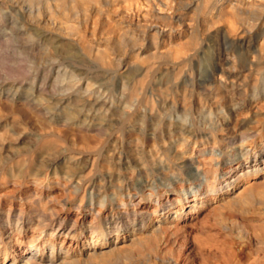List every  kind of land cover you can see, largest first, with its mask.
<instances>
[{
    "label": "rangeland",
    "instance_id": "obj_1",
    "mask_svg": "<svg viewBox=\"0 0 264 264\" xmlns=\"http://www.w3.org/2000/svg\"><path fill=\"white\" fill-rule=\"evenodd\" d=\"M122 1L115 0L103 6L104 17L92 10L89 12L88 7L89 17L80 9V13L76 10L77 14L71 10L58 13V8L50 9V13L44 8L46 5L55 8L49 0L35 1L34 6L41 10V26L51 36L49 41L53 44L42 43L36 48L26 41L31 36L27 31V14L16 10L10 13L12 11L0 7L3 17H0V173H3L0 174V222H4L9 213L8 222L15 226L18 214L24 221L34 218L32 211L42 207L48 216L66 218L69 225L75 222L76 230L101 218L106 223L116 222L114 225L122 229L120 237L130 233L132 223L135 232L141 231L142 235L138 234L140 245L125 248L127 252L97 255L94 264H181L184 250L186 254L189 252L187 255L194 256L198 264H204L207 260L200 251L205 250L210 240L223 245V258L214 261L215 264L245 261L264 243V195H260L264 193V54H259L260 45L264 44V11L261 20L253 22V26L252 15L244 7L240 9L242 14L228 9L224 17L217 19L214 14L208 18L201 14L203 0H167L170 8L167 6L159 11L157 6L132 8L129 6L132 2H127L130 0L124 4ZM240 2L244 3V0ZM44 11L53 19L46 22L48 15ZM7 14L15 23L9 22ZM91 19L98 23L94 24ZM11 26H22L26 30L12 33ZM72 27L76 32L70 31ZM63 29L72 34L78 32L83 37L81 39L78 33L71 37ZM132 34L141 37L135 42L137 44L129 41ZM76 36L82 40L80 44L76 43ZM98 52H106L107 61H110L98 62L95 58ZM246 54L249 58L260 55L261 74L242 72V55ZM225 56L238 59L233 79L219 72L220 68L227 67L223 63ZM220 62L222 65L218 64ZM214 66L218 67L217 72ZM67 81H71V87ZM182 122L191 124L194 136L180 134L178 128ZM244 138L245 142L240 141ZM72 155L82 160L74 169H65L63 160ZM187 160L191 167L185 166ZM31 167L34 171L38 169L36 181L20 177V173ZM69 169L75 172L73 177L64 174ZM254 174L256 176L252 178ZM211 177L216 179L214 186L229 184L228 195L235 194L238 188H252L254 202L245 208H224L219 215L214 209L217 202H221L217 199L206 203L195 224L190 226L197 214H186V217L176 219L175 228L168 221L170 213L173 214L179 203L191 200L194 193L202 194L205 179L209 182ZM79 178L85 185H77L81 189L75 193L74 185ZM92 183L96 188L90 200L88 185ZM82 187L86 195L80 204ZM222 197L225 196L219 198ZM210 204L214 211L209 209ZM21 222L19 220L16 226ZM154 224L162 229H154ZM236 229L248 233V243L237 239ZM65 232L57 233L59 243ZM26 234H29L28 230ZM183 234L187 239L185 247ZM153 235H157V239ZM86 236L88 233L83 232L81 238L86 239ZM114 237L115 234L111 239ZM73 244L66 242L65 247L72 248ZM81 249L84 251L83 247ZM72 250L79 252L78 246ZM129 254L131 257L127 256Z\"/></svg>",
    "mask_w": 264,
    "mask_h": 264
},
{
    "label": "bare ground",
    "instance_id": "obj_2",
    "mask_svg": "<svg viewBox=\"0 0 264 264\" xmlns=\"http://www.w3.org/2000/svg\"><path fill=\"white\" fill-rule=\"evenodd\" d=\"M35 1L37 2V0H0V7L2 8V9H8L9 11H12V12H10V13H13V10H16L18 13H21V14H27V17H28V29H27V31H29V32H31L30 34H31V36H27L29 39H27V37H26V41L29 43L28 45H30V47H35L36 45H38V44H41L42 45V43H45V44H47V45H49V43L51 42V41H49L50 40V37H49V35H47V32L45 31V30H43V26H41V20H40V16H41V14H40V11L41 10H39L38 8H36L34 5H36L35 4ZM126 0H124V2H125ZM170 1V0H169ZM241 1V0H240ZM239 0H203V5H202V9H201V7H200V9L202 10L201 12V14H203V16L204 17H207L208 18V16L211 14H214L215 15V17L214 18H220V17H224V15H226L227 13V10L229 9V10H233V11H236V12H239V14L241 13L240 12V9H241V7H244V8H246V10H247V13H248V11H250L249 13L252 15V17H250L251 18V22H252V24H253V22H257V21H259V20H261L260 18H261V12L262 11H264V0H262L263 2H258L257 0H252V1H249V0H244V3H241ZM44 2H46V1H44ZM44 2H43V4H44ZM48 2V1H47ZM49 2H51L50 3V5L52 4L55 8H50L51 6H49V5H46L44 8L45 9H47V11L48 12H50L51 13V11H50V9L52 10V9H56V8H58L59 10H57L58 11V13H59V11L60 10H71V11H75V13H76V10L78 9V13H80L79 12V9L80 10H82V13H83V15L85 14V13H87V15H88V13L89 12H91V10L93 11V12H95V13H97V14H99L100 16L101 15H103V17H104V14H103V6H106V5H109V3H114L115 2V0H49ZM121 2V1H120ZM123 2V1H122ZM124 2H123V4H124ZM127 2H132L131 4H129V6L130 5H132V8L134 7H139V8H141L140 6H143V5H145V6H154V8H155V6H157V9H158V11L160 10V9H163V8H167V6H169V8H170V6L171 5H169L168 4V2H167V0H130V1H127ZM126 2V3H127ZM171 2V1H170ZM173 2V1H172ZM5 3H7V6L5 7L4 5H5ZM38 4V3H37ZM127 4V5H128ZM172 4V3H171ZM45 5V4H44ZM118 5V4H117ZM90 9L89 10V12H87L88 11V8ZM119 7V6H118ZM149 7V8H150ZM0 8V9H1ZM102 8V9H101ZM114 8V7H113ZM128 8H131V7H128ZM138 8V9H139ZM147 8V7H146ZM152 8V7H151ZM45 9H43V10H45ZM121 9V8H120ZM123 9H125L124 7H123ZM157 9H155V10H157ZM243 9V8H242ZM126 10H128V9H126ZM164 10V9H163ZM163 10H161L162 12H163ZM4 11V10H3ZM55 11V10H54ZM106 11H108V10H106ZM114 11H115V9H114ZM130 11H131V9H130ZM129 11V12H130ZM160 11V12H161ZM232 11V12H233ZM242 11V10H241ZM15 12V11H14ZM45 12V11H44ZM53 12V11H52ZM61 12V11H60ZM231 12V11H230ZM244 12H246V11H244ZM0 13H2V11L0 12ZM42 13H43V11H42ZM46 13V12H45ZM49 13V14H50ZM106 13V12H105ZM112 13V12H111ZM115 13V12H114ZM226 13V14H225ZM246 13V14H247ZM264 13V12H263ZM47 14V13H46ZM49 14H47L48 15V18L47 19H45V20H47L46 22H48L50 19H53L52 17H50V16H52V15H50L49 16ZM61 14H63L64 15V13H61ZM67 14H68V12H67ZM77 14V13H76ZM113 14V13H112ZM122 14V13H121ZM155 14V13H154ZM238 14V13H237ZM242 14V13H241ZM2 15V14H1ZM8 15V14H7ZM13 15V14H12ZM54 15V14H53ZM75 15V14H74ZM80 15V14H79ZM79 15H78V17H79ZM115 15V14H114ZM117 15V14H116ZM120 15V14H119ZM123 15H125V14H123ZM230 15H233V13H230ZM244 15V14H243ZM243 15H241V16H243ZM14 16V15H13ZM43 16V15H42ZM234 16H236L237 17V15H236V13L234 14ZM240 15H238V17H239ZM0 17H2V16H0ZM15 17H16V15H15ZM45 17V16H44ZM43 17V18H44ZM61 17H64V16H61ZM82 17V16H81ZM88 17H89V15H88ZM93 17H94V15H93ZM108 17H110V16H108ZM146 17V16H145ZM144 17V18H145ZM211 17V16H210ZM3 18V17H2ZM7 18V17H6ZM42 18V17H41ZM55 18V17H54ZM84 18V17H83ZM113 18V17H112ZM157 18V17H156ZM175 18V17H174ZM243 18V17H242ZM20 19V18H19ZM63 19V18H62ZM79 19V18H78ZM95 19V18H94ZM105 19L107 20V15H105ZM110 19V18H109ZM203 19H205V18H203ZM2 20V19H1ZM0 20V21H1ZM8 20H9V22L10 23H12V22H14L15 23V20H14V18L13 17H11L10 15H8ZM24 20V19H23ZM83 20V19H82ZM92 21H95V20H93V19H91ZM106 20H104V22L106 21ZM164 21H165V19H163ZM167 20V19H166ZM170 20V19H169ZM63 21V20H62ZM80 21H81V19H80ZM90 21V20H89ZM88 21V22H89ZM109 21V20H108ZM168 21V20H167ZM207 21V20H206ZM244 21H247V19L246 20H244ZM263 21V20H262ZM262 21H261V23H262ZM8 22V23H9ZM45 22V21H44ZM52 22H54V21H52ZM59 22V21H58ZM83 22H84V20H83ZM112 22V21H111ZM209 22H210V20H209ZM208 22V23H209ZM250 22V23H251ZM2 23V22H1ZM81 23V22H80ZM87 23V22H86ZM92 23V22H91ZM96 23H98L97 21H95V23L94 24H96ZM101 23V22H100ZM106 23V22H105ZM104 23V24H105ZM108 23H110V22H108ZM248 23V22H247ZM260 23V24H261ZM26 24V23H25ZM46 26H47V24L46 23H44ZM49 24V23H48ZM54 24H56V23H53V25ZM102 25H103V23H101ZM157 24V23H156ZM169 24V23H168ZM263 24V23H262ZM21 25H22V23H21ZM43 25V24H42ZM58 25V24H57ZM80 25V24H79ZM79 25H77V27L79 26ZM89 25V24H88ZM98 25V27L100 28L101 26H99V24H97ZM96 25V26H97ZM250 24H248V26H249ZM255 24H253V26H254ZM258 25V24H257ZM23 26H24V24H23ZM49 26V25H48ZM51 26V25H50ZM49 26V27H50ZM62 26H63V24H62ZM92 26H93V24H92ZM92 26H91V28H92ZM95 26V27H96ZM163 26V25H162ZM243 26H244V24H243ZM248 26H246V27H248ZM53 27H55V26H53ZM71 27V26H70ZM82 27V26H81ZM165 27H167V26H165ZM46 28V27H45ZM57 28V27H56ZM64 28H65V26H64ZM74 28L75 27H72V28H69L70 29V31H73V32H76V31H74ZM90 28V27H89ZM90 28V29H91ZM156 28V27H155ZM159 28H160V25H159ZM158 28V29H159ZM251 26H250V30H251ZM2 29V28H1ZM4 29V28H3ZM11 30V32L12 33H16V34H19L21 31H24V30H26V28L24 27H12L11 26V28H10ZM49 29V28H48ZM52 28H50V30H51ZM60 29V28H59ZM77 29H79V27L77 28ZM90 29H88V31L90 30ZM163 29V28H162ZM9 30V29H8ZM53 30V29H52ZM65 30H68V29H66L65 28ZM76 30V29H75ZM93 30V29H92ZM97 30H99V29H97ZM246 30V29H245ZM245 30H244V32H245ZM4 31V30H3ZM58 31V30H57ZM56 31V33L58 34V32ZM60 31V30H59ZM63 31H64V29H63ZM78 31V30H77ZM243 31V30H242ZM50 32H54V31H50ZM65 33H66V35H67V33H69V31L67 32V31H64ZM91 32H94V31H91ZM91 32H88V34L90 33V35L92 34ZM108 32H110L109 30H108ZM3 33V32H2ZM63 33V32H62ZM78 33V32H77ZM77 33H73L72 34V32L71 33H69V35L72 37V36H74L75 34H77ZM126 33V32H125ZM131 33V32H130ZM130 33H128L127 35H129ZM134 33V32H133ZM136 33H138V32H136ZM142 33H143V31H142ZM243 33V32H242ZM11 34V33H10ZM28 34V33H27ZM56 34V35H57ZM79 34V33H78ZM101 34V33H100ZM139 34H141V33H139ZM147 34V33H146ZM4 35V34H3ZM11 35H13V34H11ZM24 35H26V34H24ZM61 35H63V34H61ZM82 35H84V34H82ZM89 35V36H90ZM94 35V34H93ZM15 36V35H14ZM17 36V35H16ZM53 36V35H52ZM60 36V35H59ZM63 36H65V34L63 35ZM70 36H67V37H70ZM79 36H80V34H79ZM124 36H126L125 34H124ZM12 37V36H11ZM53 37H57V36H53ZM62 37V36H61ZM81 37V36H80ZM80 37H77L76 36V43L78 44H80V42L79 41H82V40H80ZM83 37V36H82ZM82 37H81V39H82ZM85 37H87V36H85ZM91 37H92V35H91ZM120 37H123V36H121L120 35ZM13 38V37H12ZM16 38V37H15ZM54 38V39H55ZM94 38V37H93ZM124 38V37H123ZM139 38L141 39V37H139L138 35L137 36H134L133 34L131 35V36H129L128 37V39H129V41H133L134 42V44H137V43H135L136 41H138L139 40ZM6 39V38H5ZM84 40H86V38H83ZM95 39V38H94ZM118 39V38H117ZM145 39V38H144ZM8 40V39H7ZM25 40V39H24ZM61 40V39H60ZM71 40V39H70ZM75 40H72V41H75ZM106 40H108V39H106ZM114 40V39H113ZM124 40H126L125 38H124ZM151 40H153L154 41V38H152ZM155 40H156V37H155ZM5 41V40H4ZM14 41H16L15 39H14ZM58 41V40H57ZM66 41H68V40H66ZM87 41V40H86ZM120 41H122V40H120ZM140 41V40H139ZM142 41V40H141ZM10 42V41H9ZM13 42V41H12ZM55 42V41H54ZM53 42V43H54ZM59 42V41H58ZM85 42V41H84ZM14 43V42H13ZM61 43V42H60ZM71 43V42H70ZM87 43H88V41H87ZM52 43H50V45H51ZM56 44V43H55ZM61 44H63V43H61ZM69 44V43H68ZM86 44V43H85ZM25 45V44H24ZM53 45V44H52ZM55 46V45H54ZM57 46V45H56ZM76 46V45H75ZM79 46V45H78ZM245 46V45H244ZM248 46V45H247ZM258 47H259V45H257ZM42 47V46H41ZM40 47V48H41ZM53 47V46H52ZM88 47V46H87ZM238 47V46H237ZM254 47V46H253ZM257 47V48H258ZM22 48H26V47H22ZM36 48V47H35ZM57 48V47H56ZM241 48H242V46H241ZM30 49V48H29ZM48 49V48H47ZM54 49V48H53ZM246 49V48H245ZM256 49V48H255ZM259 49V48H258ZM55 50V49H54ZM84 50V49H83ZM103 51V50H102ZM243 51V50H242ZM245 51V50H244ZM243 51V52H244ZM252 51V50H251ZM257 51V50H256ZM255 51V52H256ZM29 52V51H28ZM30 52H31V50H30ZM33 52V51H32ZM36 52L37 51H35V54H36ZM84 52V51H83ZM90 52V51H89ZM89 52H88V54H89ZM25 53V52H24ZM85 53V52H84ZM247 53H249L248 52V50H247ZM254 53V52H253ZM257 53V52H256ZM26 54V53H25ZM28 54V53H27ZM31 54H33V53H31ZM107 53L106 52H98L97 54H96V56H95V58H96V60L98 61V62H100V63H106V62H108V61H110V60H108L107 61V55H106ZM258 54V53H257ZM259 54H264V44H261L260 45V50H259ZM36 55H39V53L38 54H36ZM42 55V54H41ZM91 55V54H90ZM89 55V56H90ZM88 56V55H87ZM136 56H138V55H136ZM250 56H251V54H250ZM91 57V56H90ZM260 55L259 56H257V55H252L250 58H249V56H247V54L246 55H242V60H241V62H243V66L241 67L242 68V72H249V73H254V75H255V73L256 74H258L259 72H260V70H261V68H263V67H260L261 65L259 64V62H260ZM264 57V56H263ZM109 58V57H108ZM224 58V57H223ZM236 58L235 57H226L225 56V58L223 59L224 60V64L227 66V67H225V68H220V74L222 75H224L226 78H229V77H231L232 76V73L235 71V68L237 67H235V65H236V61L238 60H235ZM45 60V59H44ZM92 60H94V59H92ZM264 60V59H263ZM113 61V60H112ZM44 62H46V61H44ZM43 62V63H44ZM86 62H87V60H86ZM88 62H90V61H88ZM262 63V62H261ZM219 65L221 64L222 65V62H220V63H218ZM59 65V64H58ZM105 65V64H104ZM108 65V64H107ZM216 65V64H215ZM260 65V66H259ZM61 66V65H60ZM239 67V66H238ZM46 68H47V66H46ZM49 69V68H48ZM52 69V68H51ZM67 69V68H66ZM237 69V68H236ZM50 70V69H49ZM219 69H218V67H215L214 66V71H218ZM241 70V69H240ZM45 71V70H44ZM52 71V70H51ZM57 71V70H56ZM59 71V70H58ZM65 71V70H64ZM87 71V70H86ZM102 71V70H101ZM100 71V72H101ZM239 71V70H238ZM262 71H263V69H262ZM72 71H70V74L72 75V73H71ZM99 72V74L101 75V73ZM218 72V73H219ZM236 72V71H235ZM241 72V73H242ZM58 73V72H57ZM74 73V72H73ZM105 73V72H104ZM51 74V73H50ZM49 74V75H50ZM59 74V73H58ZM214 74V73H213ZM239 74V73H238ZM259 74H261V73H259ZM49 75H46V76H49ZM70 75V76H71ZM88 75V74H87ZM91 75V74H90ZM89 75V76H90ZM104 75V74H103ZM102 75V76H103ZM108 75V74H107ZM250 75V74H249ZM253 75V74H252ZM253 75V76H254ZM63 76V75H62ZM69 75H68V77H70ZM73 76V75H72ZM75 76H77V75H75ZM75 76H74V78H75ZM209 76V75H208ZM243 76V75H242ZM246 76V75H245ZM244 76V78L243 79H245L246 80V77ZM58 77V76H57ZM66 77V76H65ZM67 77V79H71V78H68ZM87 77V76H86ZM97 77H99V76H97ZM221 77V76H220ZM224 77V79H226ZM235 77V76H234ZM255 77V76H254ZM253 77V78H254ZM90 78V77H89ZM92 78V77H91ZM252 78V77H251ZM256 78H257V76H256ZM256 78H254V80L256 79ZM262 78V77H261ZM56 79V78H55ZM220 79V78H219ZM232 79H233V76H232ZM260 79V78H259ZM58 80L59 79H57V83L59 84V82H58ZM90 80V79H89ZM92 80V79H91ZM222 80V79H221ZM238 80V79H237ZM239 80H242V79H239ZM251 80V79H250ZM76 81V80H75ZM75 81H73V82H75ZM95 81H96V79H95ZM252 82H253V80H251ZM260 81V80H259ZM50 82V81H49ZM62 82V81H61ZM68 82V81H67ZM70 82V83H69ZM68 83V85L70 86V84H71V81H69ZM97 82H98V79H97ZM237 82V81H236ZM235 82V83H236ZM246 82V81H245ZM55 83V82H54ZM56 83V84H57ZM84 83V82H83ZM92 81H91V86H92ZM238 84H240L239 82H237ZM242 83V82H241ZM244 83V82H243ZM263 84H264V82H262ZM61 84V83H60ZM95 84H96V82H95ZM238 84L236 85V86H238ZM250 84V83H249ZM253 84H256V83H254L253 82ZM260 84H261V81H260ZM75 85V84H74ZM73 85V86H74ZM87 85V84H86ZM229 85H231V84H229ZM53 85H51V87H52ZM72 86V87H73ZM90 86V87H91ZM96 86V85H95ZM241 86V85H240ZM245 86V85H244ZM263 86V85H262ZM68 87V86H67ZM71 87V86H70ZM231 87H233V86H231ZM255 87V86H254ZM257 87V86H256ZM89 88V87H88ZM258 88V87H257ZM257 88H256V90H257ZM69 89H72V88H69ZM85 89H86V87H85ZM84 89V90H85ZM60 90V89H59ZM68 90V89H67ZM93 90V89H92ZM96 90V89H95ZM62 91V90H61ZM77 91H78V89H77ZM96 91H98V90H96ZM254 91V90H253ZM85 92H87L86 90H85ZM84 92V93H85ZM95 92V91H94ZM245 92V91H244ZM262 92V91H261ZM76 93H79V92H76ZM91 93V92H90ZM100 93V92H99ZM248 93V92H247ZM73 94H74V92H73ZM81 94V93H80ZM98 95V94H97ZM81 96V95H80ZM99 96V95H98ZM231 96V95H230ZM253 96V95H252ZM79 97V96H78ZM100 101V100H99ZM135 101V100H134ZM88 104H90V103H88ZM236 105V104H235ZM234 105V106H235ZM86 106H87V104H86ZM92 106V105H91ZM95 106V105H94ZM106 106V105H105ZM241 107V106H240ZM101 108H102V106H101ZM130 108V107H129ZM119 109V108H118ZM122 110V109H121ZM125 111H126V109H124ZM118 111V110H117ZM152 111V110H151ZM141 112V111H140ZM148 112V111H147ZM162 112V111H161ZM160 112V113H161ZM150 113V112H149ZM151 113H153V112H151ZM159 112H158V114H160ZM153 115H155V114H153ZM153 115H151V117L153 118ZM146 116V115H145ZM145 116H144V118H145ZM207 116V115H206ZM205 116V117H206ZM140 117V116H139ZM159 117H160V115H159ZM120 118V117H119ZM155 118H158V117H155ZM154 118V119H155ZM170 118V117H169ZM172 118V117H171ZM134 119V118H133ZM150 119V118H149ZM153 119V120H154ZM164 119V118H163ZM120 120V119H119ZM141 120V119H140ZM144 120H146V118L144 119ZM151 120V119H150ZM178 120V119H177ZM193 120V119H192ZM197 120V119H196ZM139 121V120H138ZM166 121V120H165ZM168 121H170V120H168ZM171 121H173V120H171ZM176 121V120H175ZM174 121V122H175ZM180 121V120H179ZM204 121V120H203ZM142 122H143V120H142ZM155 122V121H154ZM198 122V121H197ZM120 123V122H119ZM141 123V122H140ZM140 123H139V127H141L140 126ZM180 123V122H179ZM178 123V124H179ZM199 123V122H198ZM132 124V123H131ZM144 124H145V122H144ZM156 124V123H155ZM178 124H176V125H178ZM200 124V123H199ZM153 125V124H152ZM171 126H172V124H170ZM174 125V124H173ZM196 125V124H195ZM76 126V125H75ZM168 127H169V125H167ZM138 127V128H139ZM154 127V126H153ZM152 127V128H153ZM131 128V127H130ZM151 128V127H150ZM174 128V127H173ZM78 129V128H77ZM140 129V128H139ZM155 129V128H154ZM160 129V128H159ZM168 129V128H167ZM166 129V130H167ZM179 131H180V134H186V135H191V136H194L195 134L193 133V131H191V124H189V123H186V122H182L180 125H179ZM153 130V129H152ZM170 130V129H169ZM160 131V130H159ZM139 132V131H138ZM152 132V131H151ZM162 132V131H161ZM168 132V131H167ZM170 132V131H169ZM144 133V132H143ZM172 133V132H171ZM175 133V132H174ZM197 133V132H196ZM162 134V133H161ZM194 134V135H193ZM154 135H155V133H154ZM171 135V134H170ZM169 135V136H170ZM242 135V134H241ZM245 135V134H244ZM151 136V135H150ZM248 136V135H247ZM153 137V136H152ZM151 137V138H152ZM196 137V136H195ZM161 138V137H160ZM183 138V137H182ZM188 138V137H187ZM190 138V137H189ZM198 138V137H197ZM241 138V137H240ZM162 139V138H161ZM240 140V139H239ZM244 141L245 142V138L244 139H241L240 141ZM232 143V142H231ZM233 143H235V142H233ZM53 144V143H52ZM241 144V143H240ZM233 145V144H232ZM238 145V144H237ZM44 146V145H43ZM52 147V146H51ZM47 148H50V147H48L47 146ZM25 151V150H24ZM18 153V152H17ZM40 153V152H39ZM52 153V152H51ZM72 153V152H71ZM13 154V153H12ZM31 154V153H30ZM56 154V153H55ZM80 154V153H79ZM14 155V154H13ZM29 155V154H28ZM21 156V155H20ZM30 156V155H29ZM40 157H42V156H40ZM50 157V156H49ZM45 158V157H44ZM63 158V157H62ZM86 158V157H85ZM88 158V157H87ZM25 159V158H24ZM187 159V158H186ZM37 160V159H36ZM46 160H49V159H46ZM52 160V159H51ZM81 160H82V158H78V157H75L74 155H72V156H70V157H68V158H66L65 160H63V163H65V169H67V168H70L71 169V167H73L72 169H74L75 167H76V165L78 166V164L81 162ZM18 161V160H17ZM191 161V160H190ZM27 162V161H26ZM36 161L34 160V163H35ZM186 162V161H185ZM32 163V162H31ZM37 163V162H36ZM46 163V162H45ZM184 163V162H183ZM20 164V163H19ZM53 164V163H52ZM59 164V163H58ZM18 165V164H17ZM21 165V164H20ZM23 165V164H22ZM90 165V164H89ZM191 165V163L187 160V162L185 163V166H188V167H191L190 166ZM33 166V165H32ZM57 166V165H56ZM80 166V165H79ZM198 166V165H197ZM34 167V166H33ZM47 167H48V165H47ZM212 167V166H211ZM14 168V167H13ZM46 168V167H45ZM54 168V167H53ZM56 168V167H55ZM37 169V168H36ZM42 169V168H41ZM70 169H69V171H70ZM78 169V168H77ZM204 169V168H203ZM13 170V169H12ZM38 170V169H37ZM34 171V168H28V169H26L23 173H20V177H22V178H30V179H32V180H35L36 181V176L38 175V171ZM46 170V169H45ZM54 170V169H53ZM52 170V171H53ZM87 170V169H86ZM115 170H116V168H115ZM196 170H197V168H196ZM257 170V169H256ZM4 171V170H3ZM2 171V172H3ZM10 171H11V169H10ZM9 171V172H10ZM49 171V170H48ZM55 171V170H54ZM69 171H66L64 174H66V173H68L69 175V177H73L74 176V174H75V172L73 173V172H71V173H69ZM79 171V170H78ZM118 171V170H117ZM214 171V170H213ZM6 172V171H5ZM13 172H14V170H13ZM82 172H83V170H82ZM249 172V171H248ZM7 173V172H6ZM54 173V172H53ZM58 173V172H57ZM200 173V172H199ZM256 173V172H255ZM1 174V173H0ZM3 174V173H2ZM1 174V175H2ZM42 174V173H41ZM15 175V174H14ZM88 175V174H87ZM199 174H197V176H198ZM251 175V174H250ZM5 176V175H4ZM256 176V174H254V175H252V178L253 177H255ZM3 177V176H2ZM38 177V176H37ZM47 177V176H46ZM249 177V176H248ZM66 178H67V176H66ZM75 178V177H74ZM207 180H209L208 178H206L205 179V190L202 192V194H197V193H194L193 194V196H192V199L191 200H185V201H183V203L181 204V203H179L178 205H177V208H176V210L174 211V212H172L173 214H171L170 213V215L168 216V217H170V220H168L170 223H172V225L175 227V221H176V219H179V218H181V217H186V214H194V215H196L195 217H194V220H192L193 222L192 223H190V226L192 225V224H195V222L198 220L197 219V217H198V215L199 214H202L203 213V209L206 207L205 205H206V203H208V202H212V201H214V200H217V199H219V200H221V202L219 203V202H217V205L214 207V209H215V211L217 212V213H220L219 215H221L222 213V210L225 208V209H228L229 207H240V208H245L246 207V205H248L250 202H254V201H252V190L251 189H248V188H246V187H242V188H238V191H236V193L235 194H233V195H228V189H227V187L229 186V184H224L223 186L221 185V186H219V187H217V186H214L213 184L216 182L215 180V177H211V180L209 181V182H207ZM230 180V179H229ZM24 181V180H23ZM67 181V180H66ZM71 181V180H70ZM251 181V180H250ZM257 181V180H256ZM260 181V180H259ZM25 182V181H24ZM69 182V181H68ZM76 182V181H75ZM86 182V181H85ZM263 182V181H262ZM262 182H260V183H262ZM32 183H34V182H32ZM203 183V182H202ZM210 183L212 184V187H210ZM252 183V182H251ZM35 184V183H34ZM38 184V183H37ZM79 184H84L83 182H82V180L79 178L78 179V181L76 182V184L74 185V189L73 190H75V193H79V190L81 189V188H79V186L77 187V185H79ZM218 184H222V183H218ZM85 185V184H84ZM252 185V184H251ZM256 185V184H255ZM259 185V184H258ZM263 185V184H262ZM91 189H90V200H92L93 198V195H94V191H95V188H96V185H93V183L92 184H89L88 185ZM231 186V185H230ZM244 186H245V184H244ZM246 186H248L247 184H246ZM99 188V187H98ZM230 188V187H229ZM82 191H83V195L81 196V198H80V204H81V202L82 201H84L83 199H84V197H85V188H83L82 187ZM258 189V188H257ZM202 190V189H201ZM259 190H261V189H259ZM254 191V190H253ZM221 193V194H220ZM230 193V192H229ZM254 193V192H253ZM256 193V192H255ZM254 193V194H255ZM259 193V192H258ZM97 194V193H96ZM95 194V195H96ZM99 194V193H98ZM253 194V195H254ZM81 195V194H80ZM100 195V194H99ZM98 195V196H99ZM215 195H218V197H215ZM222 195H224L225 197H222V198H219L220 196H222ZM257 195H259V194H257ZM256 195V196H257ZM260 195H264V193L262 194H260ZM97 196V197H98ZM121 197V196H120ZM261 198H262V196H260ZM264 197V196H263ZM96 198V197H95ZM257 198V197H256ZM259 200H260V198H258ZM264 199V198H263ZM253 200H255V199H253ZM262 201V200H261ZM104 202V201H103ZM256 202H257V199H256ZM92 202H90V204H91ZM39 204H40V202H39ZM80 204H79V206L78 207H80ZM256 205H257V203H255ZM211 205V204H210ZM250 205V204H249ZM252 205V204H251ZM260 205H261V203H260ZM262 205H264V203L262 204ZM213 205H211L210 206V208L209 209H212L213 207H212ZM244 206V207H243ZM212 207V208H211ZM227 207V208H226ZM45 209V208H44ZM42 207H39L38 209H36V210H34V211H32L33 213H34V218H26V219H24V221H23V217L20 215V214H18L17 215V217H16V225H17V223H18V221L19 220H22V222H21V224L17 227L16 225L14 226V225H12V223L10 222H8V220H9V218H10V215H9V213L7 214V216H6V220H4V222H2L3 223V225H2V223L0 222V264H91V263H93L94 262V260H95V258L97 257V255H104V254H106V253H112V252H117V251H121V250H125V248H130V249H132L131 247L132 246H134L135 247V245H140V240L138 239V234H140L141 233V231H136L135 232V229L133 228L134 227V224L132 223V226H131V231H130V233L127 235V236H124V237H120V233H121V230L122 229H120V227H119V225H117V226H115L116 225V222L114 223L113 222V220H112V222H109V223H106V222H104L101 218H98V220L94 223V224H92V223H90V224H87V225H85V224H83L82 226H80V230H76L75 229V222L74 223H72V224H68V220H66V218H61V217H58V216H48L47 214H46V211L44 210ZM231 209V208H230ZM233 209V208H232ZM231 209V210H232ZM238 209V208H237ZM248 209V208H247ZM11 210V209H10ZM9 210V211H10ZM89 210H91V207H89ZM234 210V209H233ZM241 211L243 210V209H240ZM31 211V210H30ZM212 211H214L213 209H212ZM229 210H227V212H228ZM235 211V210H234ZM236 211H239V210H236ZM93 212V211H92ZM15 213V212H14ZM32 213V214H33ZM141 213V212H140ZM140 213L138 214V215H140ZM167 214H169V210H167V212H166ZM165 213V214H166ZM96 214V213H95ZM173 215V216H172ZM218 215V216H219ZM203 216V215H202ZM223 216V215H222ZM146 217V216H145ZM201 217V216H200ZM215 217V216H214ZM217 217V216H216ZM221 217V216H220ZM220 217H218L219 219H220ZM152 218V217H151ZM164 218H165V216H164ZM217 218V219H218ZM200 219V218H199ZM216 219V220H217ZM223 219H226V218H223ZM228 220V219H227ZM199 221V220H198ZM222 221H225V220H222ZM221 221V222H222ZM230 221V220H229ZM228 221V222H229ZM220 222V221H219ZM118 223V222H117ZM232 223V222H231ZM115 224V225H114ZM218 224V223H217ZM226 224V223H225ZM57 225V227L55 228V226ZM169 225V224H168ZM227 225H229V224H227ZM171 225H169V227H170ZM183 226V225H182ZM189 226V227H190ZM230 226V225H229ZM235 226V225H234ZM233 226V227H234ZM237 226V225H236ZM144 227V226H143ZM159 225H155L154 224V229H159ZM239 227V226H238ZM7 228V229H6ZM27 228V229H26ZM152 228V227H151ZM175 228H177V226L175 227ZM241 228V227H240ZM9 229V230H8ZM140 229V228H139ZM144 229V228H143ZM162 228L160 227V230H161ZM169 229H171V228H169ZM238 229V228H237ZM236 229V230H237ZM6 230H8V235L5 237L4 236V234L6 233ZM29 231V234L27 235L26 234V231ZM61 230H66V232L64 233V239L59 243V241H58V237H56V235H57V233H60V231ZM181 230V229H180ZM185 230V229H184ZM231 230V229H230ZM233 230H234V228H233ZM234 231L235 232V236L237 237V239H239L242 243H248L247 242V240H248V233H242L241 231H242V228H241V231ZM58 231V232H57ZM148 231V230H147ZM149 231H151V230H149ZM83 232H87L88 233V236H86V239H84V238H81V235H82V233ZM152 232H154V231H152ZM178 232H179V230H178ZM229 232V231H228ZM227 232V233H228ZM243 232H245V231H243ZM247 232V231H246ZM158 233V232H157ZM231 233V232H230ZM62 234V233H61ZM113 234H115V237H114V240L113 239H111V237L113 236ZM144 234V233H143ZM232 234V233H231ZM140 235H142V234H140ZM149 234H147V236H148ZM151 235V234H150ZM228 235V234H227ZM233 235H234V233H233ZM144 237H145V235H143ZM154 236H156V238L155 239H157V235H153V237ZM183 236V245H184V247H185V240H187L186 239V236L183 234L182 235ZM88 237V238H87ZM150 237H152V236H150ZM68 238V240H66ZM69 238H70V240H69ZM148 238V237H147ZM146 238V239H147ZM140 239H142L141 237H140ZM210 239H212V238H210ZM215 239V238H214ZM112 240V241H111ZM145 240V239H144ZM151 240V239H150ZM150 240H147V241H150ZM128 242V244H125V242ZM157 241H159V240H157ZM211 241V240H210ZM209 241V242H210ZM214 241V240H213ZM66 242H69V243H72V242H74V244H73V247L72 248H70L71 247V244L70 245H68V246H70V247H65V243ZM143 242H145V241H143ZM208 242V245L206 246V248H205V250L203 251V248H202V251H200V252H202L203 254V257H204V255H205V259L207 260L206 262H204V264H215L214 263V261H219L220 259L222 260V258H223V256L222 255H224V252H222L223 250V245L222 244H220L218 241H214L213 243H209ZM155 245V244H154ZM158 245V244H157ZM156 245V246H157ZM77 247L78 246V249H79V252H77V253H74L73 252V248H75V247ZM156 246H154V247H156ZM81 247H83V250L84 251H82L81 252ZM123 247H124V249H123ZM136 247H139V246H136ZM202 247V246H201ZM200 247V248H201ZM152 248V247H151ZM126 249V250H127ZM140 249V248H139ZM125 250V251H126ZM135 249H133V251H134ZM124 251V252H125ZM127 252V251H126ZM193 252V251H192ZM189 253V252H188ZM187 253V254H188ZM120 254V253H119ZM124 254V253H123ZM128 254V253H127ZM186 254V252H185V250L181 253V264H187V262H189V264H198L197 262H196V260H195V258H194V256H190V255H187ZM196 254V253H195ZM132 255V254H131ZM198 255H199V253H198ZM201 255V256H202ZM226 255H228V254H226ZM107 256H109L108 254H107ZM116 256V255H115ZM124 256V255H123ZM122 256V257H123ZM127 256H129V257H131L130 256V254L129 255H127ZM126 256V257H127ZM125 257V256H124ZM123 257V258H124ZM228 256H226V258H227ZM225 258V257H224ZM230 258V257H229ZM122 259V258H121ZM231 259H233V258H231ZM97 260V259H96ZM112 260V259H111ZM226 260V259H225ZM120 261V260H119ZM123 261H125V259L123 260ZM122 261V262H123ZM224 261V260H223ZM228 261V260H227ZM98 262V261H97ZM102 262V261H101ZM171 262V261H170ZM96 263V262H95ZM113 263V262H112ZM218 263V262H217ZM227 263V262H226ZM94 264V263H93ZM98 264V263H97ZM110 264V263H109ZM173 264V263H172ZM201 264H203V263H201ZM220 264H224L223 262L221 263L220 262ZM232 264H234V263H232ZM236 264H264V243H263V245L262 246H260L259 248H257L256 250H255V252L253 253V254H249V256L245 259V261H242V262H237Z\"/></svg>",
    "mask_w": 264,
    "mask_h": 264
}]
</instances>
